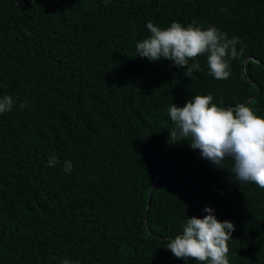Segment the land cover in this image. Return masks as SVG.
<instances>
[{
    "label": "trees",
    "instance_id": "obj_1",
    "mask_svg": "<svg viewBox=\"0 0 264 264\" xmlns=\"http://www.w3.org/2000/svg\"><path fill=\"white\" fill-rule=\"evenodd\" d=\"M149 21L214 25L244 55L226 80L206 56L185 77L136 57ZM208 94L225 108L254 97L247 106L264 118V0H0V97L16 98L0 114V264H197L163 241L209 207L235 225L229 264H264V189L235 181L230 160L214 166L190 138L168 147L172 103Z\"/></svg>",
    "mask_w": 264,
    "mask_h": 264
},
{
    "label": "clouds",
    "instance_id": "obj_2",
    "mask_svg": "<svg viewBox=\"0 0 264 264\" xmlns=\"http://www.w3.org/2000/svg\"><path fill=\"white\" fill-rule=\"evenodd\" d=\"M227 12V9H221ZM192 21L187 26L172 22L167 28L147 23L150 35L136 44V57L149 61H171L177 68L185 69L183 75L193 78V73L201 70L198 57L206 56L209 74L217 80L231 76V61L244 55L245 48L237 50L238 37L229 38L217 27L206 29L195 26ZM191 62V63H190ZM16 98L10 95L0 97V114L11 112ZM28 105L20 103L24 109ZM168 115L175 125L169 139L175 141L190 138L189 147L199 150L202 158L219 168L225 162H232V178L243 183H254L264 189V118L240 103L225 108L213 103V96L194 95L184 107L172 103ZM50 167L59 160L54 154L48 159ZM66 172H71L70 161L64 162ZM204 218H187L182 234L163 241L177 259L192 260L197 264H229L228 242L232 241L235 225L229 221H219L212 208H205ZM62 264H72L65 259Z\"/></svg>",
    "mask_w": 264,
    "mask_h": 264
},
{
    "label": "water",
    "instance_id": "obj_3",
    "mask_svg": "<svg viewBox=\"0 0 264 264\" xmlns=\"http://www.w3.org/2000/svg\"><path fill=\"white\" fill-rule=\"evenodd\" d=\"M248 60H253L255 62H259L255 57L251 56V57H248L246 60H245V65L242 69V75L245 79H247V75H246V62H248ZM252 84L256 85L257 87H259V85H257L255 82H252ZM260 88V87H259ZM262 93V89H259V92L257 93L256 96H259L260 94ZM254 99L251 98L245 105H249L252 100ZM236 106V105H235ZM235 106H232V107H235ZM173 141H170V143L168 144V147L171 145ZM166 151V149L164 150V152ZM162 161H163V156L161 157V160H160V165L157 169V177H156V180L154 181L153 185H152V188H151V191H150V194H149V197H148V207H147V210L144 214V220H143V225L145 227V229L147 228V218H148V214H149V208H150V205H151V202H152V197H153V194H154V191L156 189V185H157V182H158V178L160 176V173H161V164H162ZM149 232V231H148ZM151 233V232H149Z\"/></svg>",
    "mask_w": 264,
    "mask_h": 264
}]
</instances>
